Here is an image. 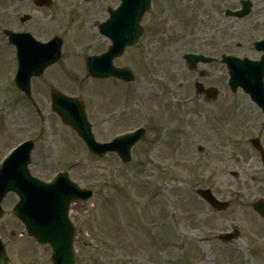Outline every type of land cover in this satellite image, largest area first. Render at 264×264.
Masks as SVG:
<instances>
[{
  "label": "rangeland",
  "instance_id": "374dc122",
  "mask_svg": "<svg viewBox=\"0 0 264 264\" xmlns=\"http://www.w3.org/2000/svg\"><path fill=\"white\" fill-rule=\"evenodd\" d=\"M189 1L152 0L141 25L150 33L157 60L147 59L149 37L120 58L119 64L136 75L132 86L137 94L125 98L133 103V110L122 102V95H128L127 85L125 91L120 89L121 102L118 104L117 98L107 107L108 92L98 94V84L83 79V68L78 71L83 59L80 53L68 61V75L61 78L65 83L51 82L46 76L56 90L83 102L97 141L137 126L145 120L139 107H147L146 132L133 146L127 164L114 154L103 159L89 154L51 111L47 87L31 81L32 99L41 120L25 96L11 86L13 72L0 49V162L17 145L31 139L35 143L29 165L33 176L46 181L62 169L94 192L69 215L76 227V264H264V218L251 207L255 200L264 199V171L248 143L259 130L264 145V116L240 90L230 93L220 84L216 87L222 90L212 109L214 119L192 117L190 124H184L179 118L184 90L177 92V76L184 74L179 72L184 67L171 55V61H164L161 48L165 39L190 40L194 8ZM190 76L183 77L190 81ZM160 78L171 82L168 86L156 84ZM141 96L149 103L140 102ZM226 102L228 105L220 104ZM107 108L108 113L115 112L109 130L97 121L107 114ZM197 189H210L218 200L228 203L227 208L211 209L196 195ZM16 202L12 193L2 201L5 217L0 223L8 231L17 225L10 215ZM234 229L240 233L237 239L218 240L219 235ZM26 244L37 264H50L48 248L33 251L34 247Z\"/></svg>",
  "mask_w": 264,
  "mask_h": 264
},
{
  "label": "flooded vegetation",
  "instance_id": "af4514ba",
  "mask_svg": "<svg viewBox=\"0 0 264 264\" xmlns=\"http://www.w3.org/2000/svg\"><path fill=\"white\" fill-rule=\"evenodd\" d=\"M189 2L194 8V28L190 40L181 37L165 39L167 43L161 48L162 58L165 56L164 61L175 59L177 60L176 64L181 63L184 67V70H179L184 74L177 76V79L180 80L177 92L184 90V95L179 99L178 105L179 118L184 124H190L189 118L192 117L202 116L205 120L215 118L212 109H214L216 99L222 90L216 86L221 84L223 88L225 86L229 90V68L225 63V58L235 57L251 63H259L264 55L255 47L257 43L264 41V0H190ZM244 4H248L246 6L248 12L244 17L231 14L241 12ZM118 5L119 0H0V49L2 56L7 60V63L9 62L11 72L15 73L18 67L17 57L20 52L27 55L36 54L41 61L36 65V68L42 70L36 73L31 81H35L39 86H46L50 94L56 90L50 81L57 80L59 84L65 83L66 81L61 78L66 79L68 75L69 67H71L68 61L73 57H79L80 53L83 59L82 61L79 59L81 66L78 71L83 68V79L85 81L94 80L95 84H98V94L102 91L108 92L109 96L106 97V100L110 101L107 107L116 103L117 98L118 104L121 102L120 89L125 91L127 85L129 86L128 95H122V102L125 105H132L130 107L133 110V103L125 100V98L129 99L130 95L135 97L137 94L132 89L134 87L132 85L136 83V75L133 71L134 80L129 85L113 77L92 78L88 76L86 69V60L89 57L102 56L107 52L111 40L106 36L109 30L103 26V23L108 20L110 10L116 9ZM143 29V36L139 41L149 37V31L146 28ZM115 33L116 31L113 33L111 31L113 38ZM25 34L29 35L33 41L25 37ZM148 39L150 44L146 50L147 59L157 60L153 57L152 40L150 37ZM136 47L127 48L123 56ZM57 53L59 57L57 62L52 65L46 64L47 61L54 59ZM187 54L194 57V65L191 69L184 59ZM120 58L119 56L112 58L113 68L118 69L124 66L119 64ZM142 58L146 59L145 55ZM247 66L250 69L253 68L252 65ZM143 69L146 73L145 64H143ZM185 74L191 75L190 81L183 77ZM160 79L162 85L171 82L169 78L167 80ZM186 91L188 92L187 96H185ZM140 102L149 103L146 98L142 99V96ZM220 104H227V102ZM134 105L137 106V103L135 102ZM139 108L144 111L139 115L147 117L145 113L148 110L147 107ZM114 120L115 112L108 113V108L107 114L97 118L98 124L103 125L106 130L112 127ZM227 135H230L229 129ZM257 138L259 139V133ZM227 140L230 143V140ZM256 154L258 155L257 152ZM81 206L83 205L71 206V212ZM12 218L18 225L14 226V230L8 231L0 223V240L6 254L13 259L12 264H37V260L32 259L33 255H30V248H27L26 242L34 247L33 251L47 247L38 246L31 241L21 222ZM6 232L7 239L5 238Z\"/></svg>",
  "mask_w": 264,
  "mask_h": 264
},
{
  "label": "water",
  "instance_id": "95a60500",
  "mask_svg": "<svg viewBox=\"0 0 264 264\" xmlns=\"http://www.w3.org/2000/svg\"><path fill=\"white\" fill-rule=\"evenodd\" d=\"M149 3L150 0H122L120 8V29L122 31L119 34L121 43L116 54H121L125 46L136 43L141 34L139 22L143 13L148 9ZM97 59L88 60V71L91 75H114L129 80L128 71L123 69L119 72L106 70L104 65L101 67L95 65ZM19 61L17 85L30 98L29 79L34 73L36 57L24 55L20 56ZM242 65L237 62L231 66V88L233 91L237 87L243 88L264 112V85L262 82L264 59L259 62V78L244 72L241 68ZM104 70L107 71L105 75L101 73ZM51 100L52 110L57 113L64 124L70 126L79 135L89 152L101 157L106 151H116L124 163L130 160L129 150L138 136L129 135L116 140L114 144L98 145L92 137L83 106L79 101L56 92L52 93ZM32 146L31 142L24 143L3 162L0 168V202L9 192L17 194L19 202L14 207L12 214L24 223L32 239L40 245L50 246L52 264H75L76 256L73 249L75 231L68 218V208L73 202L88 200L92 193L81 190L72 184L65 173H59L55 180L48 184L32 178L27 170ZM262 160L264 162V154H262ZM196 193L212 208L225 209L226 204L216 200L210 190H197ZM254 210L264 216V202L257 201L254 204ZM2 216L3 212L0 208V218ZM237 236L238 232L234 231L231 234L220 236V240L229 241ZM0 264H10L3 248L0 249Z\"/></svg>",
  "mask_w": 264,
  "mask_h": 264
}]
</instances>
